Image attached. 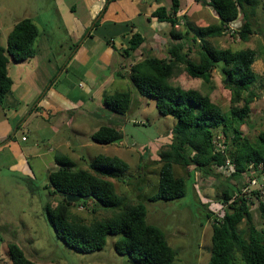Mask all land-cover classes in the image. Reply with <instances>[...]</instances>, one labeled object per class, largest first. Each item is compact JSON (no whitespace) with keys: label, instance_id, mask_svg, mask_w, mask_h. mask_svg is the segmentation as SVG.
<instances>
[{"label":"trees","instance_id":"obj_1","mask_svg":"<svg viewBox=\"0 0 264 264\" xmlns=\"http://www.w3.org/2000/svg\"><path fill=\"white\" fill-rule=\"evenodd\" d=\"M172 2L176 3L175 0ZM207 4L217 14L218 25L190 26L185 34L175 30L177 21L170 19L164 8L156 9L153 17L169 21V36L176 44L168 50L169 59L146 57L130 68L128 78L137 93L152 99L159 114L171 116L176 121L169 145L159 153L158 185L155 193L148 198L149 202H170L184 197L185 180L176 173V168H179L186 176L199 172L202 178L218 179L215 199L228 203L235 196L229 184L246 171L249 163H264V131L258 134L257 145H251L237 129V125L245 123L255 98L250 88L256 79L252 69L256 52L249 48L238 51L217 49L210 42V39L224 36L229 23L239 19L241 27L237 35L242 42H246L253 33L246 9L256 5L257 1L208 0ZM38 34L36 25L30 19H22L9 33L6 47H0V106H3L4 98L12 87L7 71L9 62L18 64L32 59ZM182 40L192 43L187 45V52L183 51ZM142 42L139 34L132 35L124 55L137 50ZM194 45L197 46V61L191 60L188 55ZM219 64L222 65L224 79L228 78L225 86L235 84L227 113H223L209 96L171 84V79L182 72L189 78L208 84ZM240 103L242 106H237ZM103 104L114 114L124 115L130 112V93L124 91L106 95ZM220 133L227 146V155L235 164V173L229 179L222 178L214 170L225 160V157L214 153L212 144L214 137ZM120 137V131L114 127L101 126L92 134L91 141L106 146ZM56 164L58 168L48 175L49 188L52 194H59L62 198L54 207L47 203L45 212L56 237L68 248L76 253L88 254L102 250L106 237L121 235L122 238L114 244V250L126 256L129 264H174L176 254L168 245L164 233L146 222L145 206L129 205L124 197L116 194L111 180L119 179L129 170L126 162L117 157L99 156L90 161L89 170L75 169L68 158L56 159ZM69 194L85 197L86 200L72 204L66 201ZM73 205L92 212L93 205L120 212L111 219L85 224L81 218L70 215ZM251 208L249 201L239 198L228 205L220 221L212 223L209 264H233L236 254L244 264H264V199L257 204L260 228L254 223ZM210 217L207 213V219ZM241 224L244 227L240 229ZM8 255L12 264H35L15 244L8 246Z\"/></svg>","mask_w":264,"mask_h":264},{"label":"crops","instance_id":"obj_2","mask_svg":"<svg viewBox=\"0 0 264 264\" xmlns=\"http://www.w3.org/2000/svg\"><path fill=\"white\" fill-rule=\"evenodd\" d=\"M175 1L0 0V47H6L9 33L22 19H30L39 33L34 57L8 64L12 87L0 106V174L6 169L33 179L45 157H51L44 167L48 175L58 168L56 159L68 158L75 164L60 151L77 154L91 147L92 134L104 125L100 119L104 97L124 92L122 86L130 82L135 63L146 57L169 59L168 50L176 43L169 36V21L153 17L156 9L164 8L182 34L190 26L218 25L208 0ZM247 13L253 33L244 43L257 38L264 48L262 28L258 24L257 30L253 21L256 15ZM134 34L143 42L124 55ZM181 44L187 52L192 43ZM196 47L188 54L191 60ZM24 133L33 134V142L21 136Z\"/></svg>","mask_w":264,"mask_h":264},{"label":"rangeland","instance_id":"obj_3","mask_svg":"<svg viewBox=\"0 0 264 264\" xmlns=\"http://www.w3.org/2000/svg\"><path fill=\"white\" fill-rule=\"evenodd\" d=\"M256 1V5L247 6V11L256 15L257 18L253 20L255 27L259 24L264 33V0ZM211 44L220 49L238 51L249 48L256 52L258 59L252 66L256 79L250 88L255 98L245 123L237 125V129L249 144L257 145V136L264 131V48L259 47L257 38L244 43L237 34L228 33L213 39ZM192 59L197 61V54ZM220 65L213 70L208 84L200 79L189 78L183 72L172 78L171 84L209 96L212 102L221 107L223 113H227L231 107L235 84L225 86L228 82L225 84L226 78ZM45 70L48 72L50 69ZM122 91L130 93V112L114 114L103 104L100 116L103 126H112L120 131L119 144L103 146L91 143V147L81 148L77 154L69 150L60 152L66 153L75 162V169L79 170H89L90 161L99 156L117 157L126 162L129 170L119 179L111 180L116 194L124 197L129 205L145 206L146 222L164 233L168 245L176 254L174 264H209L212 220L207 219V213L210 214L209 209H213L215 203L219 202L215 199L218 179L202 178L199 172L186 176L185 172L176 168V173L185 180L184 197L170 202H149L148 198L155 193L158 185L161 166L159 153L169 145L176 121L171 116L159 114L154 101L141 97L130 82L122 86ZM237 106H242V103ZM21 136L33 142V134L24 133ZM220 142L224 144L222 138ZM77 155L79 157L76 158ZM78 158L80 160L77 162ZM50 160L51 157L43 159L44 165L33 179L20 173L7 172L6 169L0 174V264H12L8 255V246L11 244L18 246L26 258L35 264H129L126 256L114 250V244L122 238L121 235L106 237L102 250L88 254L74 252L56 237L46 219L45 206L50 203L54 207L62 197L52 194L49 188L48 171H44V167L48 166ZM92 208L94 212L73 205L70 215L89 224L111 219L120 212L99 205H93ZM251 214L254 223L260 228L257 204L252 206ZM243 227V224L239 226L240 229ZM233 264H244L238 254Z\"/></svg>","mask_w":264,"mask_h":264},{"label":"built area","instance_id":"obj_4","mask_svg":"<svg viewBox=\"0 0 264 264\" xmlns=\"http://www.w3.org/2000/svg\"><path fill=\"white\" fill-rule=\"evenodd\" d=\"M240 27V22L234 21L229 23L226 33L229 35L237 34ZM221 138L223 139L222 134H217L214 137L212 144L214 147V153L225 157V160L223 164L215 166L214 170L223 178L229 179L235 173V164L232 159L228 157L227 146L225 141L224 144L220 142ZM230 185L235 196L230 202H216L215 207L209 209L212 223L220 221L221 218H223L224 210L228 208V205L239 198H244L246 201H249L252 206L258 204L260 200L264 199V163H249L246 171L236 178Z\"/></svg>","mask_w":264,"mask_h":264},{"label":"water","instance_id":"obj_5","mask_svg":"<svg viewBox=\"0 0 264 264\" xmlns=\"http://www.w3.org/2000/svg\"><path fill=\"white\" fill-rule=\"evenodd\" d=\"M228 81V78L226 79V82ZM120 143V139H116L112 142V144H119ZM86 200L85 197H81V196H78V195H74V194H69L66 196V201L67 202H70L72 204H75V203H78L80 201H84Z\"/></svg>","mask_w":264,"mask_h":264}]
</instances>
